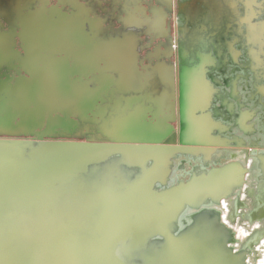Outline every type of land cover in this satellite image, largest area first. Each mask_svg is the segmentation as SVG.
I'll return each instance as SVG.
<instances>
[{"label":"rangeland","instance_id":"obj_1","mask_svg":"<svg viewBox=\"0 0 264 264\" xmlns=\"http://www.w3.org/2000/svg\"><path fill=\"white\" fill-rule=\"evenodd\" d=\"M95 1L89 0L90 5L92 6ZM137 1L139 0H130V8H133ZM158 1L160 2V0ZM222 1L228 7L235 8V13L239 14L237 16H243V28L240 27L241 19H239V22L237 21L234 26L235 30L232 28L224 38L221 37L222 35L216 34L214 40L221 43L220 50H213L209 47L206 53L201 50H198L200 51L198 53L197 49L193 53L190 51L191 41L187 38L186 50L181 51L179 39L183 36L179 38L177 32L179 34L181 27L186 25L195 30L200 21L204 19L201 16L200 20H197L195 11L190 9L191 2L189 0H174L175 8L170 12L168 18L171 23V34L177 40L174 46L170 48L158 41L150 47L155 52L164 47L176 51V54L178 52V57H176L179 62L180 80L177 91L173 89L172 83L165 90L158 84H154V86H158V89L141 91L128 89L123 84L124 77H114L107 68H103L99 73L92 72L90 74L84 67L87 68L88 65H90L89 68L92 67V61L81 56L78 58L67 57V51H71L70 45L59 40L60 38L57 42L42 43L38 48L40 53L35 58L30 55V46L27 40L22 37L14 47L16 51L5 52L6 56L0 59V143L18 141L24 143L26 147L24 150L28 155L12 148L0 147V178L1 176L3 178L0 183V229L5 226L16 230L21 212L24 215L33 216L36 207L40 204L45 208L41 212L42 218L51 217V206L56 201V193L68 185L65 190L70 186L71 195L69 193L67 196L78 198L79 202L73 207H77L79 216L86 220L90 239L99 242L105 240L107 232L113 227L122 228L125 220L127 226H124L120 233L111 238L109 243L112 245H135V243H142L150 237H154V243H168L169 231L164 228L163 223L166 218H170L173 223L179 214L180 219H177L176 222L179 228L186 227V231L181 233L182 236H176V238L180 237L178 243H182L185 248L191 250L188 255H185L187 252L174 250L172 255L176 256L169 259L171 264H221L219 259L213 258V248L217 245L216 240L210 236V234L213 235L211 220L206 218L204 206H196L200 200L219 195L220 203L215 208L221 212L222 222L232 229L233 241L229 242V246L233 252L243 253V264H249L252 251L247 248L254 244H247L249 237L247 229L251 230L257 227L258 223L255 221L254 215L260 216L264 220V198L259 196L260 190L263 189V181L259 178L262 177L264 180V163L260 166L258 158V154L264 149V94L261 92L253 95L257 90V84L264 86V79L261 77L264 76V48L262 49V44L259 48V41L264 43V0L258 2L255 0H193L194 4L199 2L201 8H206L211 13L210 19H212L213 11L217 18L224 14L225 7L222 6ZM54 2L52 1V3ZM181 3H185L183 11H181L182 7L180 8ZM20 5L21 31L27 22L34 19L35 15L42 14L41 12L44 13L42 16L46 18L51 15L50 12L42 8V0H21ZM130 8L112 10L110 7V10L101 13L105 14L106 22L100 27L98 33L96 29L93 30L94 35L98 34L99 37L94 36L90 40L88 47L90 53H101L102 42L104 44L116 42L121 46V50L128 51L126 43L133 42L132 35H136L140 41L146 42L145 36L148 35L147 32H144L146 24L135 25L130 22L131 19L136 18L134 16L136 12H132ZM14 12L16 14V11ZM61 12H65L67 17H58V23H63L64 19H72L70 17L72 12L68 10H61ZM58 14L60 15V10ZM124 16L126 19H123ZM117 19L118 23H114V20L117 21ZM120 22L122 23L120 24ZM231 24L230 21L227 23L228 29L232 27ZM219 38L223 39L219 40ZM206 39L208 40V38ZM212 40L213 36L209 38V43H212L210 42ZM140 44L141 42H139ZM146 50L147 48H139L142 53H145ZM72 51L75 49L73 48ZM200 56H207V60L200 63L198 59ZM185 60L189 62L188 65ZM153 61H161V58H154ZM175 61V56H172L171 64L174 66V74ZM183 64L187 65L186 80L183 83L186 102H189L191 106L193 104L198 106L199 103L210 99L208 101L210 104L208 117L211 118V122L204 119L206 117L203 115L202 119L204 120H200L202 123H199L198 120L195 125L193 121L187 134V138L207 140L205 127L208 126L212 140L208 147L211 146L214 149L208 160L203 158L202 152L197 155L189 152H176L170 156L173 163L168 168H164L161 161L155 158L139 177L143 179V186L128 184L123 187L125 182L137 178L141 174V169L138 166L129 164L127 167L119 161V159L125 160L124 150H115L109 153L88 150L84 151L82 155L73 154L70 155V158H73L75 163L69 167L65 165L69 155L55 152L39 155L40 151H36L41 145L56 141L162 145H168L170 141H173L174 145H182L183 132L187 127L183 122L181 111L184 101L181 93ZM78 65L80 67H77ZM79 68H81L80 72H78ZM5 71L7 75H3ZM53 72L58 80H62V84L65 82L68 85L67 91L62 90L60 85L50 80ZM71 84L73 89L69 88ZM101 85H105L106 88L99 89ZM194 90H196L197 102H195ZM176 92L179 94L178 100ZM173 94H175V104L179 103L180 109L178 116L171 122L173 125L172 135L168 136L164 132L160 138L150 137L146 141L143 136L136 135L137 132L142 131L139 129L145 128L141 121L125 122V116L136 109L137 112L129 116L131 121V118L141 117L144 108H151L149 114L155 115V112L159 111V105L164 97L168 95L172 97ZM131 98H138L132 108L127 107V102ZM217 99L219 102L217 111L214 113L213 107H216ZM58 115L64 117V122L71 121V119L74 121H71V125L55 126L54 129L45 132L50 124L58 122L55 119ZM217 115L219 117L216 118ZM196 116L198 115H192V119ZM258 116L259 118H257ZM120 120L122 121L119 122ZM197 127H200L198 132L195 131ZM129 128L130 130H128ZM123 133L130 137H121ZM130 133H135L136 136ZM42 134H45L43 139L39 138V135ZM32 155L38 158L41 171L37 173V177L35 175L36 184L33 187L25 188V191L22 190L24 194L26 193V197H34L31 205L25 208L21 204V188L25 187L26 177L21 172H33L36 162L33 160L34 157L31 159ZM135 159L137 160V158ZM237 161L242 162L246 169L244 181L240 186L232 185L228 194L224 192L227 188L224 180L216 181L208 187H203L202 184L197 185V183L194 184L195 186L192 185L193 177L205 175L210 168L222 167ZM160 170L167 173L168 184L166 185H163L158 178ZM235 173L238 174V171ZM150 184H153L156 193L164 194L167 189H172L173 195L168 197V202L164 204V210L154 206L147 209L148 204L143 201V197L145 191L149 190ZM131 196L136 199V202L126 201L132 199L129 198ZM257 196L259 197L257 198ZM119 200L125 201L120 203ZM99 203H101L100 209H96ZM22 206L25 209L22 210ZM143 213L156 216L158 221H162L159 223L160 226L139 227L140 214ZM208 214L211 212L208 211ZM252 220L254 221L251 222ZM172 227L177 229V225ZM226 236L230 240L227 234ZM13 242L23 244L32 242V240L20 235L15 237ZM218 246L223 247L221 244ZM261 247L264 246L258 245V248Z\"/></svg>","mask_w":264,"mask_h":264},{"label":"bare ground","instance_id":"obj_2","mask_svg":"<svg viewBox=\"0 0 264 264\" xmlns=\"http://www.w3.org/2000/svg\"><path fill=\"white\" fill-rule=\"evenodd\" d=\"M189 1L191 2L190 9H193L195 11V13H196L195 17L197 18V20L199 21L201 16L204 19H202V21H200V24L195 28V30L193 28H190L188 25L181 27V32H182V36H183L180 40L181 51L186 50V47H185L186 44L185 43H186L187 38H189V40L191 41V49L192 50L190 49V51L193 53L195 52L194 50H196V49H197V51L201 50V51H204L206 53V52H208L207 50L209 49V47H211V49H213V50H220L221 49V43L214 40L216 38L215 37L216 34H220V35H222L221 37L224 38L226 36V34H228V32L232 30V28L235 30L234 26H235L237 21L239 22V19H241L240 27H241V29L243 28V26H242L243 16H241V15L237 16L239 14L235 13V11H236L235 8L228 7L227 5H225L223 3V1L221 2V4H222V6L225 7L224 14L220 15L217 18L216 16H214L215 11H213L212 19L209 18V15L211 13L208 12L206 10V8H201L199 5V2H198V4H196V2L194 4L193 0L192 1L189 0ZM166 3L168 5V8L167 7L166 8L160 7L165 14H167L168 10H170L173 6L171 0H166ZM183 10H185V3L182 4L181 11H183ZM225 13H226V15H225ZM229 21L232 23L231 24L232 27L228 29L227 23ZM47 27H50V26H47ZM212 36H213V40L210 41L212 43H209L208 40ZM206 38H208V40ZM223 38H219V40H221ZM27 42H28V45L30 46L29 47V49H30L29 53L32 56V58H35V57H38L37 54L40 53L38 48H40L41 44L42 43H48L49 41L47 42L43 39L30 38V40ZM259 43H260L259 48H261V44H262V49H263L264 43L262 41H259ZM115 45H116L115 47H117L116 50L119 51L121 46L116 44V43H115ZM170 45L171 44H169V46ZM198 53H200V51H198ZM261 53H263V52H261ZM200 57L198 58L200 63L207 60L206 59L207 56H204L201 58ZM194 61H196V60H194ZM185 62H187V65L189 64V62L187 60H185ZM193 62H190V63H193ZM187 65L183 64L182 65V71H181L182 72L181 73V77H182L181 93H182V97H184V101L182 102V109L181 110H182L183 122L186 123V126H187L183 132V136H182L183 144L182 145L149 144V145H144L141 148L132 149L131 146H123L121 148V147H114V146H111L109 144H106V145L99 144V143H97L96 145H94V144H90V145L81 144L83 146L82 147L83 150H87V149L97 150L98 148H99V151H108V152H111V151L114 152L115 150H124L123 153H125V155H126L125 160L119 159V161L122 162L127 167H129V164H131L130 166H138L141 169V174L137 178H132L130 181L125 182L123 184V187H126V185H128V184H130L131 186H134V185H138L139 187L143 186L144 185V182H142L143 179L141 178L142 179L141 180L139 177L142 175V173L144 172L146 167L149 165V163L155 158H157L161 161L162 166L164 168L165 167L168 168L170 166V164L173 163L172 158L170 156L176 152H191L195 155H197L199 152H202L204 154L203 158H205L207 160L209 158H211L210 155L214 151V149H212L211 146L208 147V145L212 143V140L210 138L211 133H209V130L207 128L208 126L205 127L206 128L205 134H207V137H208L207 140L187 138V134L189 133L188 130L191 127V125H193V121L195 122V125H197L196 122L198 120H199V123H202V122H200V120H204V119H208V121L211 122V118L208 117L209 116L208 110L210 109V104L208 103V101L210 99H206L205 101L199 103L198 106H196L195 104H193L191 106L189 104V102L188 103L186 102V98L184 95L183 83L186 80L185 71H186ZM216 67H217V65L215 63V70L217 69ZM248 71H251V70H248ZM249 74H252V73H249ZM261 77L264 79V76H261ZM50 80L53 83H56L57 85H59V83L62 84L61 79L58 80L55 73L50 77ZM192 80L194 82V79H192ZM195 81H196V79H195ZM63 86H64V84H63ZM65 87L66 86H64V88ZM67 89H66V91H67ZM218 90H220V89H218ZM258 93L264 94V86L263 85L257 84V90H256V92H254L253 95H257ZM57 94L59 95V93H57ZM170 95H169V98H170V100L173 101L174 97H171ZM229 95H230V91H229ZM194 96L196 97L195 102H197L196 90H194ZM257 99H258V97H257ZM218 102H219V100L217 99L216 103H215L216 107H213L214 113H215V111H217ZM166 105H168V104L165 103L164 105L160 106L159 109H160V114L162 116L159 117V119L157 120L156 123L147 124V125L143 124V128L144 127L145 128L142 129L143 131H140V132L144 135V139L147 140V139H150V137H153L156 139L158 131H160V130L170 131L171 130V128L167 129L168 126H167L166 121L168 120V117L165 115L166 114ZM150 109L151 108H144V110L141 114V117H139L138 119L131 118L132 121L135 122V121H138L139 119H145L146 113L149 112ZM171 110L172 111L174 110L173 105L171 107ZM199 111H202V113H199ZM233 111H234V109H233ZM195 114H197L198 116H196L194 119H192V115H195ZM202 116L206 117V118L202 119ZM215 117L217 118V117H219V115H217ZM257 118H259V116ZM129 119H130V117H128L126 121H128ZM121 121L122 120H120L119 122H121ZM119 122H118V124H120ZM198 129L200 131V127L199 128L197 127L195 129V131L198 132ZM148 131H153V133H148ZM127 135L128 134L123 133V134H121V137L125 138V136H127ZM127 137H130V136H127ZM197 144H200L201 146H193V145H197ZM46 146H47V144H45L44 146L41 145V147H38V148L36 147L37 148L36 151H40V152L45 151ZM0 147L12 148V149H15L18 151H22V153L28 155L27 151L24 150V149H26L25 144L21 143V142L0 143ZM34 154H35V152H34ZM135 158H137V160ZM258 158H259L260 163H261L260 166H262L264 163V149H262L260 151V153L258 154ZM208 171L209 172L205 173V175H201V176L196 177V178L193 177V174H192V177H193L192 185L195 186L194 184L197 183V185L202 184L203 187L204 186L208 187V186L213 185V183L216 181L218 182L220 180H224V184H226V186H227V188L224 192H225V194H228L231 191L230 187L232 185L240 186L241 184H243L244 174L246 172V169L243 166L242 162L237 161V162H232L231 164H227V165L222 166V167L210 168V170H208ZM235 171H238V174L235 173ZM143 177H145V176H143ZM158 178H160L163 185L168 184L167 173L166 174L163 173L162 170H160ZM259 180L263 181L262 182L263 189L260 190L259 196H260V198H264V180L262 179V177L259 178ZM67 186H65V188L62 187L60 189V193L58 196H59V200H61V199L62 200L59 201L58 205H60L64 201L65 198L70 196V195L67 196L68 194H66V192H64V190L66 189ZM148 189L149 190L145 191L144 197H143V201L147 202V204H148L147 209L149 207L151 209L152 206H154L156 208L158 207V209L164 210V208H165L164 204L168 202L167 196L172 191V189H167L165 191V193H167V194L156 193V191L153 188V184H150ZM64 193H65V195H64ZM139 195H137V196H139ZM259 196H257V198ZM129 198H132V199H129L126 201H129V202L135 201L136 202V199H134L132 196ZM123 201H125V200H119L120 203H122ZM139 201H140V199H139ZM219 203H220L219 195H215L210 199L200 200L198 202V204L196 205V206H204L205 207L204 208V211H205L204 214L207 216L206 217L207 219L210 218L209 220H211V223L213 225V235L210 234V236H211V238H214L216 240V245H217L216 247L213 248V252H214L213 258L219 259L222 262L221 264H243L244 254L239 253V252L238 253L233 252L231 247L229 246V242L233 241L232 229L228 225H226L224 222H222L221 212L217 208H215L216 205H218ZM100 205H101V203L98 204V207L96 209H100L99 208ZM61 206L64 207L65 205L62 204ZM208 211H210L211 214H208ZM149 215L150 214H144L143 213L142 218L143 219L144 218H151ZM177 219L178 220L180 219L179 214L176 216V220L173 223L170 220V218H168V219L166 218V221L164 222V225H163L164 228L168 229V231H169L168 232L169 240L171 242L177 241V243H174L175 247L173 246L174 244L173 245L167 244L165 242H155L154 243V237H150V239H148L142 243H135V245L132 248H127L126 246H122V247L117 246V247H113L112 249L114 250V252H116L118 254V256H120V258L125 262V264H157V261L162 260L163 255L168 254V250L172 249V248H176V249L178 248L183 253L187 252V254H185V255H188L189 250H191V249H187L182 245V243H178L180 240V237L176 238V236H182L181 233L186 231V227L185 228H179V226L176 222ZM254 219L258 223L257 227L254 229H251V230H248L249 228L248 229L246 228L247 231L249 232V234L247 235V236H249L247 239V242H248L247 244H254V245H251L250 248H247V249H250V251H252L251 255L249 257V264H264V247L258 248V245L264 246V220H262L260 218V216H257V215H254ZM167 220H168V222H167ZM227 220H228V218H227ZM253 221L254 220H252L251 222H253ZM40 223L50 225V229L52 231H40V229L35 227L34 230L29 231V232H31V234L29 233V235L33 236L32 239H40L43 243H50V244L66 243V245H70V244L73 245L74 240H75L73 233H78V231H80V228H76L75 230H77V229L78 230L75 231L73 228L74 227V225H73L72 229H70V230L62 229L61 230L62 232L60 235H54V234H52L53 231L55 229H58L59 227H56L54 229V227H53L54 222L51 219L41 220L37 223V226H39ZM173 225H177V229H174L172 227ZM11 233H12L11 231H2L1 236L3 237V239L4 238L6 239V237L11 235ZM226 234L230 237V240H228ZM73 238H74V240H73ZM219 244L223 245V247H219L218 246ZM169 252H171V251H169ZM158 258H161V259H158Z\"/></svg>","mask_w":264,"mask_h":264},{"label":"water","instance_id":"obj_3","mask_svg":"<svg viewBox=\"0 0 264 264\" xmlns=\"http://www.w3.org/2000/svg\"><path fill=\"white\" fill-rule=\"evenodd\" d=\"M115 42H111L109 44H106V49H114ZM113 46L114 48H111ZM172 107V106H171ZM71 119V118H69ZM58 122L54 124H50V127H48L46 131H50L55 128V126L59 125H71V121H74L71 119V121L64 122V118L62 116H58L57 118ZM45 134L39 135V138L43 139ZM134 140V139H133ZM146 140V139H145ZM126 141V140H121ZM147 141V140H146ZM19 142V141H18ZM148 143V142H146ZM170 144L173 143V141L169 142ZM46 150L39 152V155L42 154H52V152L62 155H69V159L66 161L65 165L69 167V165H73L75 163L74 159L70 158V155L78 154L82 155L84 151L93 150L97 153H107L108 151H99V148L97 150L94 149H87L83 150L81 144H94L92 142H75V141H56V142H49L46 143ZM99 144H109L114 147H123V146H131L132 149L141 148L144 145L149 144H114V143H99ZM168 144V145H170ZM166 145V144H165ZM112 152V151H111ZM109 153V152H108ZM191 153V152H189ZM34 157L35 166L33 167L34 170L32 173L30 172H21L26 178H25V187L21 188V204L27 208V206L31 205L32 201L34 200L33 196L26 197V193L24 194L25 188L27 187H33L37 179L35 178V175L37 177V173L40 172L39 168V160L36 156H31V159ZM77 159V157H76ZM23 168V167H22ZM3 181V178L1 176L0 183ZM67 186V185H65ZM64 186V188H65ZM70 188V186H69ZM64 190L66 194L71 195V189ZM24 190V191H22ZM59 193L60 190L56 193V201L51 206V212L52 216L46 219H43L41 216V212L43 211L44 206L42 204L38 205L36 207V211L33 216L24 215L21 212V217L17 220L16 230L12 228H8L5 226H2L0 229V264H125V262L118 256L116 252L112 249L113 247H122L126 246L127 248H132L134 244H111L109 243L112 237H115L118 233L122 231V228L127 226L126 221L124 220V226L120 229H117V227H113V229L109 230L107 232V237L105 240L99 242L96 240L90 239V233L87 228V222L84 220V218L79 216V211L77 210V207H73L76 203L79 201L78 198H75L73 196L67 197L64 199V201L58 205L59 201ZM173 192L171 191L169 193V196L173 195ZM167 194V193H165ZM65 195V193H64ZM63 197V196H62ZM64 204L65 206H61ZM21 207L23 210L24 207ZM55 206V207H54ZM61 206V207H60ZM24 208V209H25ZM138 222L139 227H159L161 220L158 221V218L154 215H149L151 218H142ZM118 217V216H117ZM51 219L54 222V229L56 227H59L58 229H55L52 234L54 235H60L61 230H70L72 229V226L74 225V230L76 228H80V231L78 233H73L74 244L66 245V243L62 244H50V243H43L40 239H32L31 230H34L35 227L40 229V231H52L50 229V225L47 224H41L37 226V223L41 220H48ZM113 221V220H112ZM164 224V223H163ZM158 225V226H157ZM21 226V227H20ZM82 227V228H81ZM78 230V229H77ZM75 230V231H77ZM2 231H11V235L6 237V239L1 236ZM26 237L27 239H31L32 242H27L23 244H17L14 243L13 240L17 236ZM149 239V238H148ZM34 241H36L34 243ZM176 241H170L167 244H174ZM175 247V244L173 245ZM174 250H180L176 248H172L168 250V254L163 255L162 260H158L157 264H171V260H169L171 257L176 256L172 255ZM171 251V252H169ZM161 259V258H158Z\"/></svg>","mask_w":264,"mask_h":264},{"label":"flooded vegetation","instance_id":"obj_4","mask_svg":"<svg viewBox=\"0 0 264 264\" xmlns=\"http://www.w3.org/2000/svg\"><path fill=\"white\" fill-rule=\"evenodd\" d=\"M21 0H0V59H3L6 55L5 52L8 53L10 50H15V45L21 41V37L24 40L29 41L30 38L35 39H43L45 41H58L63 40L66 44L70 45V50L67 51V57H84L89 52V43L92 37L99 35H94V29L96 32H99L100 27L106 22L105 14H101L105 10H110L111 7L113 9H121V8H130L129 1L130 0H96L95 3H92L89 0H42L43 6L42 8L51 15L48 18L43 17L42 14L35 15L32 21L26 23L24 29L21 31ZM52 1H55L52 3ZM244 1V0H243ZM246 1V0H245ZM259 1V0H255ZM173 6L170 10H168L167 14L163 12L160 7L168 8L166 0H139L134 4L133 8H130L132 12H136L134 16L136 18L131 19L130 22H133L135 25H139L142 23L146 24V28L144 32H147L148 35L145 36L146 42L140 41V38L136 35L131 38H134L136 42H138V46L141 49L147 48L146 53H163L167 55V58H172L175 56V74L173 72L172 65L170 66V79L173 80V89L179 90V62H178V52L169 50L176 43V39L171 34V23L169 22L170 12H172L175 8L174 0H171ZM243 6V5H241ZM182 7V3L180 8ZM60 10V15L58 11ZM61 10H68L72 12L71 20L64 19L63 23H58L57 18H63L65 12H61ZM103 10V11H102ZM16 11V14L15 12ZM130 11V12H131ZM242 11V10H241ZM245 13V11H244ZM243 14V12H242ZM80 15V17H78ZM67 17V16H66ZM119 18V17H118ZM126 19V16L123 17ZM128 21V20H127ZM126 21V22H127ZM114 23H118L114 20ZM122 22H120L121 24ZM50 26V27H47ZM42 27V28H41ZM178 30V29H177ZM132 34V33H131ZM177 36H182L181 30H179V34L177 32ZM181 40V39H179ZM161 42L163 45L170 47L169 49L162 48L160 51H153L150 47L154 42ZM139 42L141 44L139 45ZM171 42V43H170ZM169 44H171L169 46ZM105 45L102 42V52H105ZM75 51H72V49ZM120 51H117L119 53ZM177 56V57H176ZM66 57V58H67ZM77 67H80L79 65ZM83 70V68H82ZM81 71V68L78 69V72ZM84 71V70H83ZM3 75H7L5 71ZM4 81V80H2ZM62 82V80H61ZM64 83L65 88H68V85ZM59 87L62 90H66L63 84L59 83ZM4 87L2 83V88ZM73 89V85L70 87ZM174 90L172 91L174 93ZM182 90V89H181ZM177 100H178V92ZM174 95V94H173ZM175 100V96H174ZM171 105L174 106L172 120L174 121L176 116L179 113V103L175 104V101ZM59 116V115H58ZM57 116V118H58ZM61 116V115H60ZM55 118V119H57ZM64 118V117H62ZM48 132V131H46Z\"/></svg>","mask_w":264,"mask_h":264},{"label":"crops","instance_id":"obj_5","mask_svg":"<svg viewBox=\"0 0 264 264\" xmlns=\"http://www.w3.org/2000/svg\"><path fill=\"white\" fill-rule=\"evenodd\" d=\"M132 40L133 42L131 43H133L134 45L131 44L130 42L126 43V48H128V51H123L120 48L119 49L120 52L117 53V51L115 50V48L117 49V47H115L116 45H114L115 48L111 46V48H114V49H106L107 46L105 45V52L103 53L88 52V54H86V56H84L83 58L90 59L92 61V64H91L92 67L89 68L90 65H88L87 68L86 66L84 68L88 69L90 74L92 72L99 73V71L102 70L103 68H107L110 72L113 73L112 75H114V77L123 76L124 77L123 80L125 81L123 82V84L124 86L126 85L128 89L132 88V89L141 91L145 89H148V90L158 89V86L159 87L163 86L162 89L164 90L167 89L170 83L173 84V80L170 79V66L172 65L171 58H167V55L163 53H154V52L142 53L141 51H139L138 42H136L134 38H132ZM154 58H157V59L161 58V61H157V62L153 61ZM172 67L174 68L173 65ZM154 84L156 85L158 84V86H154ZM105 88H106L105 85L104 86L101 85L99 87V89H102V90ZM137 99L138 98L129 99L127 102V107L132 108L133 103L137 102ZM165 103L168 104L166 105V114H165L168 117V120L166 121L167 126H168L167 129L171 128V130L170 131L168 130L158 131L157 138H160L161 136H163L161 134H164V132L168 136L172 135L173 133L172 132L173 125L171 123L173 121L172 116L174 113L171 110V106H172L171 104L173 103V101L170 100L169 95L164 97L163 101H161L159 105V108ZM139 107H142V105H139ZM134 112H137V109L134 111L132 110L129 115L125 116L124 118L125 121ZM149 113L150 111L146 113L145 119H139L138 121H141L142 124H146V125L153 124L157 122L160 116H162L160 114V109L158 112H155L156 116L154 114L151 115ZM126 122L132 123L133 121L129 119ZM128 130H130V128ZM139 130H142V129H139ZM148 133H153V131H148ZM130 134H133L134 136L141 135L144 137V135L141 132H137L136 135L135 133H130Z\"/></svg>","mask_w":264,"mask_h":264}]
</instances>
